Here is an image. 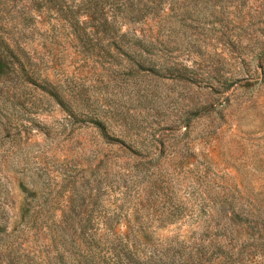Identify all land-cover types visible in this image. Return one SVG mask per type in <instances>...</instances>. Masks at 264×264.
Returning <instances> with one entry per match:
<instances>
[{
  "label": "rangeland",
  "instance_id": "1",
  "mask_svg": "<svg viewBox=\"0 0 264 264\" xmlns=\"http://www.w3.org/2000/svg\"><path fill=\"white\" fill-rule=\"evenodd\" d=\"M0 264H264V0H0Z\"/></svg>",
  "mask_w": 264,
  "mask_h": 264
}]
</instances>
